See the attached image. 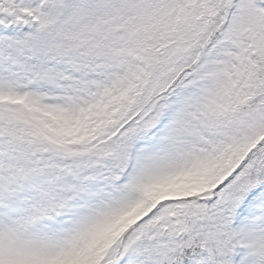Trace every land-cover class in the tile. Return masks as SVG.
Returning <instances> with one entry per match:
<instances>
[{"label": "snow or ice", "instance_id": "snow-or-ice-1", "mask_svg": "<svg viewBox=\"0 0 264 264\" xmlns=\"http://www.w3.org/2000/svg\"><path fill=\"white\" fill-rule=\"evenodd\" d=\"M0 264H264V0H0Z\"/></svg>", "mask_w": 264, "mask_h": 264}]
</instances>
